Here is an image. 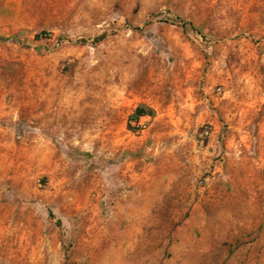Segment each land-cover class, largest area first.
I'll list each match as a JSON object with an SVG mask.
<instances>
[{"label":"rangeland","instance_id":"1","mask_svg":"<svg viewBox=\"0 0 264 264\" xmlns=\"http://www.w3.org/2000/svg\"><path fill=\"white\" fill-rule=\"evenodd\" d=\"M0 37V264H264V0H0Z\"/></svg>","mask_w":264,"mask_h":264},{"label":"trees","instance_id":"2","mask_svg":"<svg viewBox=\"0 0 264 264\" xmlns=\"http://www.w3.org/2000/svg\"><path fill=\"white\" fill-rule=\"evenodd\" d=\"M182 26H190L193 27L190 23L188 22H184L181 20ZM0 40H7V38L5 37H0ZM152 114V110L145 108L142 105H138L136 106V108L134 109V111L132 112V114L130 115V120L137 122L139 120L140 117L145 116V115H151Z\"/></svg>","mask_w":264,"mask_h":264},{"label":"built area","instance_id":"3","mask_svg":"<svg viewBox=\"0 0 264 264\" xmlns=\"http://www.w3.org/2000/svg\"><path fill=\"white\" fill-rule=\"evenodd\" d=\"M140 118H141V117H140ZM140 118H139V120H140ZM139 120H138V121H139ZM138 121H137V122H138ZM134 122H135V121H134ZM204 134H207V131H206V130L204 131Z\"/></svg>","mask_w":264,"mask_h":264}]
</instances>
